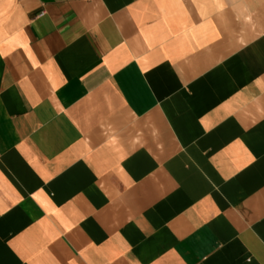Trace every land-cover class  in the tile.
I'll use <instances>...</instances> for the list:
<instances>
[{"label": "crops", "instance_id": "0c3cea01", "mask_svg": "<svg viewBox=\"0 0 264 264\" xmlns=\"http://www.w3.org/2000/svg\"><path fill=\"white\" fill-rule=\"evenodd\" d=\"M0 264H264V0H0Z\"/></svg>", "mask_w": 264, "mask_h": 264}]
</instances>
